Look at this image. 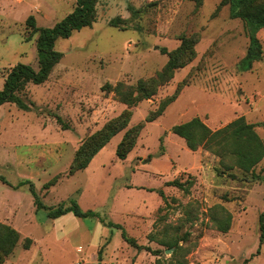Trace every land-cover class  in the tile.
<instances>
[{"label":"rangeland","instance_id":"rangeland-1","mask_svg":"<svg viewBox=\"0 0 264 264\" xmlns=\"http://www.w3.org/2000/svg\"><path fill=\"white\" fill-rule=\"evenodd\" d=\"M224 1L100 0L92 28L58 40L63 58L48 81L28 84L21 94L29 111L13 103L0 108V177L12 186L31 180L47 207L75 199L82 211L99 214L50 219L47 210L36 209L28 185L15 190L0 180V223L21 235L4 264H264V158L254 174L235 168L233 181L217 175L218 156L191 151L172 130L195 117L214 131L244 117L257 125L264 145V29L258 33L263 59L244 72L246 25L231 17ZM75 7L76 0H0V90L16 65L38 70L39 33L28 18H35L37 28H51ZM184 40L194 43V57L183 59L185 65L153 97L129 108L111 91L156 78L169 61L162 50L175 51ZM178 88V99L145 125L125 160L116 155L123 130L87 169L69 175L90 136L127 110V128L136 126ZM175 180L192 182L189 193L167 185ZM216 204L232 215L227 233L210 218ZM102 219L122 225L144 249L131 246ZM172 241L182 248L176 255V248H167Z\"/></svg>","mask_w":264,"mask_h":264},{"label":"trees","instance_id":"trees-1","mask_svg":"<svg viewBox=\"0 0 264 264\" xmlns=\"http://www.w3.org/2000/svg\"><path fill=\"white\" fill-rule=\"evenodd\" d=\"M100 0H76V7L72 13L67 15L63 20L58 22L51 28H37L36 20L33 16L27 20V25L34 28V33H39L36 48L38 52V70L26 64L16 65L7 75L3 89L0 90V108L7 103L16 104L19 108L29 111L30 107L23 101L21 94L25 91L28 84L41 85L48 81L56 65L63 58V53L56 49V44L60 39H69L75 32H80L86 28H92L98 19V4ZM200 4L202 0H194ZM230 5L231 17L240 19L246 25L249 37V47L245 57L240 62L242 71H251L256 62L263 59V47L258 37V33L264 29V0H226ZM122 21V20H121ZM111 26H118V22L112 20ZM194 43L184 40L182 46L172 52L163 49V54L169 56V61L164 71L156 78L147 82L140 81L137 86L125 87L122 84L114 87V91L120 98V101L128 105L129 108L136 106L143 100H148L157 93L160 85L168 82L175 69L185 65L181 61L183 59L193 58ZM194 55L192 56V54ZM192 56V57H191ZM107 87V86H106ZM107 89H109L107 87ZM111 89V88H110ZM180 95V88L171 97L165 99L161 107L151 112L147 118L133 126L127 128L132 112L124 111L118 118L108 122L101 130L90 136L83 145L78 149L76 157L71 165L69 175H74L78 171L85 170L89 167L93 159L98 153L111 141V139L123 130H126L122 141L120 142L116 155L120 160H125L128 154L134 149L137 139L147 123H151L159 119L167 107L175 102ZM58 121L62 123V118L58 117ZM257 125L250 124L244 117L231 122L226 127L219 130H212L199 117L176 125L173 127V133L183 138L187 147L195 152L200 148L209 151L220 158V167L216 172L218 176H225L236 181L238 175L234 173V169L242 170L244 174H254L256 166L264 158V145L256 132ZM264 127V124H263ZM0 180L8 184V182L0 177ZM54 182L48 184L52 185ZM9 185V184H8ZM28 185L29 191L34 198L37 210L45 209L48 211V218L56 219L68 213H73L78 218H94L99 214L94 211H82L78 202L70 200V205L61 204L58 207H47L39 197L36 187L31 180L20 182L16 186H11L18 190ZM168 186H175L186 193H189L192 182H182L175 180L168 182ZM165 199L163 191L158 192ZM226 201H228L226 199ZM210 218L216 225L217 229L222 233H227L232 224V215L222 204H216L212 208ZM104 225L110 230H121L123 239L131 246L137 249H144L137 241L130 237L124 227L113 222L102 219ZM260 226V245L264 244V211L259 216ZM188 239V235L184 238ZM21 240L20 233L13 227L0 223V264H4L7 258L12 255ZM32 241L28 239L25 248L29 249ZM167 248H176L175 254L182 249L178 241L167 243ZM148 249V248H146ZM187 253H189L187 251ZM156 256L160 255V251H154ZM173 255V256H174ZM176 264H186L182 261H175ZM156 264H161V260H157Z\"/></svg>","mask_w":264,"mask_h":264},{"label":"water","instance_id":"water-1","mask_svg":"<svg viewBox=\"0 0 264 264\" xmlns=\"http://www.w3.org/2000/svg\"><path fill=\"white\" fill-rule=\"evenodd\" d=\"M171 252H172V250H168V251H167V253H171Z\"/></svg>","mask_w":264,"mask_h":264}]
</instances>
